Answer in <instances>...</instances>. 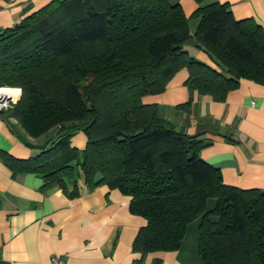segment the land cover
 Here are the masks:
<instances>
[{"label": "trees", "instance_id": "1", "mask_svg": "<svg viewBox=\"0 0 264 264\" xmlns=\"http://www.w3.org/2000/svg\"><path fill=\"white\" fill-rule=\"evenodd\" d=\"M194 1L186 17L178 0H48L0 28V87L19 88L0 116L13 118L18 139L37 149L25 159L0 150V159L11 175H38L41 191L56 186L73 198L81 178L88 190L105 185L127 196L129 212L145 221L131 242L139 253L132 264L176 250L197 217L200 264H264V189L224 184L200 157L198 135L141 101L180 68L188 98L176 107L193 92L221 101L241 78L264 86L261 26L235 19L226 3ZM190 38L216 67L187 53ZM77 129L86 138L81 151L69 143ZM50 130L42 144L30 143ZM207 198L215 203L205 211Z\"/></svg>", "mask_w": 264, "mask_h": 264}, {"label": "crops", "instance_id": "2", "mask_svg": "<svg viewBox=\"0 0 264 264\" xmlns=\"http://www.w3.org/2000/svg\"><path fill=\"white\" fill-rule=\"evenodd\" d=\"M47 1L0 0V28ZM178 2L186 17L197 7L194 0ZM212 2L226 3L235 19L250 18L264 32V0H203L202 4ZM196 24L195 17L188 21L190 34ZM184 48L198 61L216 67L215 60L195 48L191 38ZM186 76L185 68L178 69L162 92L143 95L142 103L156 104L161 116L176 129L197 134L204 143L200 157L219 169L224 184L264 189V86L241 78L221 101L193 92L189 105L176 107L188 98ZM15 126L13 118L0 116V150L25 159L37 149L18 139ZM43 136L31 138L30 143L42 144ZM40 185L36 174L11 175L0 159V264H50L51 256L64 264H132L139 257L131 250V242L145 221L129 212L127 196L105 185L88 190L81 178L73 198L56 186L41 191ZM214 203V198H207L204 210H211ZM199 220L186 224L176 250L149 252L142 264L152 258H159L162 264H200Z\"/></svg>", "mask_w": 264, "mask_h": 264}, {"label": "rangeland", "instance_id": "3", "mask_svg": "<svg viewBox=\"0 0 264 264\" xmlns=\"http://www.w3.org/2000/svg\"><path fill=\"white\" fill-rule=\"evenodd\" d=\"M12 89H13L12 92H11L12 93V97L15 98V97H17V91L19 92V88L13 87ZM18 95H19V93H18ZM51 133H53V130H50L49 132H47L45 134V136H43L44 139L49 137V135H51ZM80 137H81V139H80ZM85 140H86L85 135H84L83 131L80 130V129L72 131L70 136H69V143L72 146H74L75 148H77L79 151H81V149L84 147ZM76 143H79V146L76 145Z\"/></svg>", "mask_w": 264, "mask_h": 264}, {"label": "built area", "instance_id": "4", "mask_svg": "<svg viewBox=\"0 0 264 264\" xmlns=\"http://www.w3.org/2000/svg\"><path fill=\"white\" fill-rule=\"evenodd\" d=\"M18 93L19 92L17 91V97H15L14 99L12 97H10L9 95H7V93H4L3 97L0 95V111L6 110L9 107H11V105L17 100ZM50 264H64V262L56 256H51L50 257Z\"/></svg>", "mask_w": 264, "mask_h": 264}, {"label": "bare ground", "instance_id": "5", "mask_svg": "<svg viewBox=\"0 0 264 264\" xmlns=\"http://www.w3.org/2000/svg\"><path fill=\"white\" fill-rule=\"evenodd\" d=\"M12 90H13L12 87H0V95L3 97L4 96V93H7V95H9L10 97H12V93H11Z\"/></svg>", "mask_w": 264, "mask_h": 264}]
</instances>
